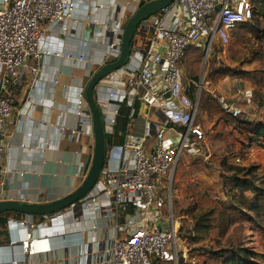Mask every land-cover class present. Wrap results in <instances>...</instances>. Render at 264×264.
<instances>
[{"label": "built area", "instance_id": "1", "mask_svg": "<svg viewBox=\"0 0 264 264\" xmlns=\"http://www.w3.org/2000/svg\"><path fill=\"white\" fill-rule=\"evenodd\" d=\"M2 4L0 202L6 173L1 167L4 156L3 132L6 121L15 110V93L22 86L25 72L28 74L29 90H34L39 83L40 62L49 56H62L61 53L51 52L45 47L46 26L70 20L76 10L77 0H2ZM174 5L183 9L184 19L176 16L172 27L164 25L162 16L154 21L151 27L152 39L141 52L137 66L129 67L127 64L122 68L125 74L121 80L125 87L122 93L109 92L106 106H99L106 135L113 133L121 103L131 107L138 102L157 112L163 122H156L152 128L146 129L145 136L125 142L118 170L112 172L104 166L94 190L79 204L59 212L76 213L79 209L88 213L116 212L126 235L114 237L103 246L100 252L101 264H178L179 260H187V252L179 244V227L176 226L173 216H170V181L181 155L191 149L193 139L201 138L202 134L200 126L195 124L198 100L194 102L189 97L181 81V66L188 50L199 42L204 44L206 58L215 47L227 48L230 32L254 19V7L252 0H175ZM169 8L168 6L158 13H167ZM158 43L164 46V55L153 52V46ZM110 48L114 50L115 45H110ZM119 54L118 51L114 56L115 60ZM65 58L94 65L93 61L83 55L75 57L67 53ZM108 58L106 55L104 60ZM30 61L31 65L28 64ZM54 84H58V81L55 80ZM166 94H169L168 99L165 98ZM250 96L249 91L244 94L247 101ZM218 101L232 119H237L242 114L238 103L231 102L224 96H220ZM83 102L84 91L78 95L76 114L80 125L89 127L92 126L90 113L82 111ZM172 129L176 135L170 134ZM57 130L67 140H73L79 132L78 129L65 128L62 125ZM150 133H153L155 143L148 149L146 138L150 137ZM235 161L239 163L240 159L236 158ZM163 181L167 182V201L162 194ZM164 207L168 211L166 217L162 214ZM50 216L41 217L49 221ZM6 225L9 232L19 230V225L24 227L23 234L17 240L24 254H45L50 249L48 237L34 236L33 230L36 226L33 222L8 220ZM41 229L45 234H55L57 237H62L64 233L62 230H54L52 226H42ZM12 264L22 262L13 261Z\"/></svg>", "mask_w": 264, "mask_h": 264}, {"label": "crops", "instance_id": "2", "mask_svg": "<svg viewBox=\"0 0 264 264\" xmlns=\"http://www.w3.org/2000/svg\"><path fill=\"white\" fill-rule=\"evenodd\" d=\"M152 1L155 0H77L76 10L70 20L46 26L45 47L62 56H49L40 62L39 83L34 90H29L28 74L25 72L22 86L15 93V110L6 121L3 132L4 156L1 167L6 173L1 188V202L46 205L65 198L79 188L91 165L94 137L92 126L82 127L79 123L76 114L78 95L85 92L91 77L99 68L114 62V56L121 50V36L127 21L142 5ZM169 7V12L151 17L143 23V30L138 29L135 33L133 40L136 42L132 45L129 67L137 66L141 52L152 39L151 27L158 17L162 16L164 25L169 27L175 24L176 16L184 19L182 8L174 5V2ZM3 8L0 0V10ZM110 45H115V49L110 48ZM192 47L200 52L204 50L203 42ZM153 52L164 55L165 48L158 43L153 46ZM67 53L75 57L83 55L94 65L67 60ZM106 55L109 58L104 60ZM188 61L192 62L191 56H188ZM124 76L122 69L101 83L96 93L99 106H106L109 92L122 93L125 87L121 80ZM55 80L58 84H54ZM181 81L185 84L182 74ZM221 83L227 89L232 80L227 77ZM184 86L191 100H198L194 87L190 84ZM218 92L227 97L226 90L224 92L221 88ZM82 111L89 113L85 97ZM159 121L163 122V119L157 112L139 104L137 116L127 125L124 141L106 148L105 169L117 171L123 157V144L145 136L146 129ZM59 125L78 129L79 132L73 140L64 139L58 133ZM154 143L153 133H150V137L146 138V147L150 149ZM198 151L199 148L193 146L181 158L187 152L193 154ZM8 220L33 222L36 226L34 236L48 237L50 249L47 253L33 256L24 254L20 242H17L24 227L19 225V230L9 232L6 225ZM121 223L113 211L88 213L79 209L76 213L51 215L49 221L43 220L41 216L3 214L0 217V264H12L13 261L22 264H101L103 246L114 237L126 235ZM175 224L179 225L177 221ZM42 226L62 230L63 236L47 235L41 229ZM12 241L16 242L11 244ZM184 251L187 252L185 248Z\"/></svg>", "mask_w": 264, "mask_h": 264}, {"label": "rangeland", "instance_id": "3", "mask_svg": "<svg viewBox=\"0 0 264 264\" xmlns=\"http://www.w3.org/2000/svg\"><path fill=\"white\" fill-rule=\"evenodd\" d=\"M252 4L254 19L230 32L227 48L215 47L205 60L204 50L191 47L192 62L186 56L181 68L184 85L198 96L195 124L202 136L193 144L199 151L180 159L170 181V216L179 223V244L187 250L186 262L178 264H224L226 254L241 249L264 254V199L235 187L236 180H244L264 190V139L253 131L264 122V8L262 0ZM227 77L232 83L226 89L221 81ZM221 88L241 107L237 119L222 109ZM251 262L263 264L260 257Z\"/></svg>", "mask_w": 264, "mask_h": 264}, {"label": "water", "instance_id": "4", "mask_svg": "<svg viewBox=\"0 0 264 264\" xmlns=\"http://www.w3.org/2000/svg\"><path fill=\"white\" fill-rule=\"evenodd\" d=\"M174 1L175 0H155L142 5L136 10L124 26L121 36V50L119 57L114 62L103 65L91 77L85 89L84 97L90 113L94 137V152L88 173L79 188L65 198L46 205L23 204L8 201L0 202V217L7 213H16L26 217L53 215L80 203L94 190L106 164V132L102 118V111L96 101V91L106 78L118 72L130 62L132 45L136 42L135 39L133 40V37L138 29L143 30V23L158 14L160 10L168 7ZM165 98L168 99L169 94H166ZM170 134L176 135L174 129L170 130Z\"/></svg>", "mask_w": 264, "mask_h": 264}, {"label": "trees", "instance_id": "5", "mask_svg": "<svg viewBox=\"0 0 264 264\" xmlns=\"http://www.w3.org/2000/svg\"><path fill=\"white\" fill-rule=\"evenodd\" d=\"M262 3L264 8V0H262ZM254 17H255V11H254ZM138 109H139L138 102H135L131 107H129L126 103L119 104L118 115L116 117L115 124L113 127V133L112 135H105L106 148L113 144H121L124 141L127 125L132 119H134V117L137 116ZM253 131L255 132V135L257 137L264 139V122L260 124H255L253 127ZM245 184L246 182L244 180L235 181L236 189L242 188V190L244 191L253 190L255 196L254 200L264 199L263 189H256L253 187L251 188V186H246ZM226 255L228 256L224 258V264H253L251 261H253V259H256L257 257H260L263 260V264H264V254L263 255L254 254L245 249L238 250L237 253L229 252Z\"/></svg>", "mask_w": 264, "mask_h": 264}, {"label": "clouds", "instance_id": "6", "mask_svg": "<svg viewBox=\"0 0 264 264\" xmlns=\"http://www.w3.org/2000/svg\"><path fill=\"white\" fill-rule=\"evenodd\" d=\"M13 242V241H12Z\"/></svg>", "mask_w": 264, "mask_h": 264}]
</instances>
